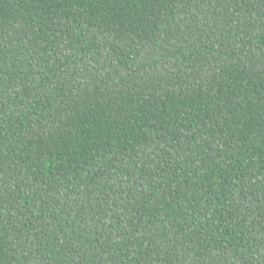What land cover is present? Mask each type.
Returning <instances> with one entry per match:
<instances>
[{
    "label": "trees",
    "instance_id": "obj_1",
    "mask_svg": "<svg viewBox=\"0 0 264 264\" xmlns=\"http://www.w3.org/2000/svg\"><path fill=\"white\" fill-rule=\"evenodd\" d=\"M0 264H264V0H0Z\"/></svg>",
    "mask_w": 264,
    "mask_h": 264
}]
</instances>
